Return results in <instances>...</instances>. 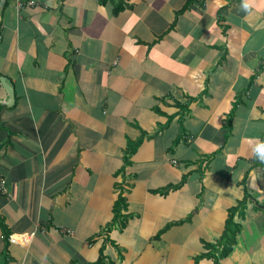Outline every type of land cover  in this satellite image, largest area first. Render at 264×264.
<instances>
[{
  "label": "crops",
  "instance_id": "obj_1",
  "mask_svg": "<svg viewBox=\"0 0 264 264\" xmlns=\"http://www.w3.org/2000/svg\"><path fill=\"white\" fill-rule=\"evenodd\" d=\"M243 2L4 1L0 264H264V0Z\"/></svg>",
  "mask_w": 264,
  "mask_h": 264
},
{
  "label": "trees",
  "instance_id": "obj_2",
  "mask_svg": "<svg viewBox=\"0 0 264 264\" xmlns=\"http://www.w3.org/2000/svg\"><path fill=\"white\" fill-rule=\"evenodd\" d=\"M123 200H125V198L123 197V195H120L119 200H118L117 205H116V211H117V212H116V217H115V220H114V221H116V220L118 219V217L121 216V210H119V209H120V203H122ZM243 204H245V203H242V205H241V204H240V205H237L236 207H234V208L230 211V212H231V215H230V218H229L228 221H227V224H228V225H227V228H226V232H225V234L223 235L222 238H226V237L228 236V234L231 232L233 226H235V223L233 222V213H234L237 209H239L240 206L242 207ZM230 249H231V247H229V248L225 249L224 251H222V256L227 255V254L229 253ZM220 257H221V256H219V258H220ZM219 258L216 257V259H217V264H219ZM97 264H103V262H102V261H98Z\"/></svg>",
  "mask_w": 264,
  "mask_h": 264
},
{
  "label": "water",
  "instance_id": "obj_3",
  "mask_svg": "<svg viewBox=\"0 0 264 264\" xmlns=\"http://www.w3.org/2000/svg\"><path fill=\"white\" fill-rule=\"evenodd\" d=\"M4 1H5V0H2V1H1L0 6L4 3ZM0 38H1V37H0ZM0 80H1V82H2V84H3V86L6 88V90H7L8 93H9V98H8V100H6V101H1V102L5 103V104H7V105H12V104L14 103V101H15V91H14V88H13V86L10 84V82L8 81V79H7L5 76L1 75V74H0Z\"/></svg>",
  "mask_w": 264,
  "mask_h": 264
},
{
  "label": "clouds",
  "instance_id": "obj_4",
  "mask_svg": "<svg viewBox=\"0 0 264 264\" xmlns=\"http://www.w3.org/2000/svg\"><path fill=\"white\" fill-rule=\"evenodd\" d=\"M242 7L244 9H249L252 7L251 3L249 2V0H244L243 4H242ZM258 154L260 155V158L261 159H264V145H261L259 148H258Z\"/></svg>",
  "mask_w": 264,
  "mask_h": 264
},
{
  "label": "built area",
  "instance_id": "obj_5",
  "mask_svg": "<svg viewBox=\"0 0 264 264\" xmlns=\"http://www.w3.org/2000/svg\"><path fill=\"white\" fill-rule=\"evenodd\" d=\"M31 3H34V1H31ZM0 189H3V182L1 181V183H0ZM17 239H16V237H13L12 238V241L13 242H15Z\"/></svg>",
  "mask_w": 264,
  "mask_h": 264
}]
</instances>
